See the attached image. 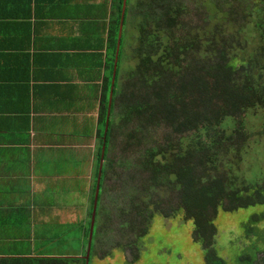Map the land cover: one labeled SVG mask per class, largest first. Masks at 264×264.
I'll use <instances>...</instances> for the list:
<instances>
[{
	"label": "trees",
	"instance_id": "16d2710c",
	"mask_svg": "<svg viewBox=\"0 0 264 264\" xmlns=\"http://www.w3.org/2000/svg\"><path fill=\"white\" fill-rule=\"evenodd\" d=\"M123 1L114 0L111 75ZM131 12L138 30L133 54L140 59L122 76L120 88L118 64L107 132L104 93L99 137L107 145V159L101 187L106 179L108 185L100 193L94 241L105 233L102 248L112 242L139 249L156 213L182 212L195 223L207 264H224L214 247L220 206L238 210L264 203V183L249 182L242 172L252 143L251 116L264 109V0H138L134 6L128 0L125 25ZM123 41L124 35L119 63ZM261 119L258 143L264 137ZM92 213L93 204L87 241ZM78 259L0 254V264ZM258 264H264V255Z\"/></svg>",
	"mask_w": 264,
	"mask_h": 264
},
{
	"label": "crops",
	"instance_id": "0c3cea01",
	"mask_svg": "<svg viewBox=\"0 0 264 264\" xmlns=\"http://www.w3.org/2000/svg\"><path fill=\"white\" fill-rule=\"evenodd\" d=\"M115 4L0 0V254H39L45 239L56 238L48 224L79 217L80 248L71 255L79 257L73 264H86V230L107 159L99 133L105 92L108 110L110 102ZM135 43L124 50L129 57ZM102 175L99 199L108 185L101 187ZM105 236L98 234L95 247ZM23 238L33 251H12L8 243Z\"/></svg>",
	"mask_w": 264,
	"mask_h": 264
},
{
	"label": "rangeland",
	"instance_id": "374dc122",
	"mask_svg": "<svg viewBox=\"0 0 264 264\" xmlns=\"http://www.w3.org/2000/svg\"><path fill=\"white\" fill-rule=\"evenodd\" d=\"M129 1L130 6H134L138 0ZM137 32L138 30L129 23V19L126 20L120 63L118 61L121 74L124 68L128 71L139 63L140 58L133 54L134 50L132 53L130 51L131 57L124 51L127 46L135 43L133 34ZM121 74L118 76V88L123 85ZM112 86L113 82L111 92ZM258 112V115L251 116L250 124H254L253 129L249 130L252 132V143L244 152L245 159L242 162V172L252 183H264V137H260L262 138L260 143L256 142V139L259 138L256 131L262 127L261 117L264 116V109H259ZM74 202L78 205L82 201L76 198ZM215 223L218 232L215 236L214 247L218 255L224 259V264H258L261 261V257L264 255V203L238 210H227L221 205ZM39 228L42 227L39 226ZM46 228L48 235L56 238L54 241L45 239L43 248L39 250L40 253L64 252L68 253L66 256H74L71 254L79 250L80 241L76 238L80 233L78 230L79 217H75L70 224L54 222L48 224ZM115 237L116 235H114ZM31 243L32 241L29 239L23 238L10 241L8 244L12 247V251H16V248L26 247L27 250L23 251L27 252L33 251ZM41 243L43 242H36L37 245ZM96 244L94 241L89 264H207L205 259L207 249L203 240L195 236V223L192 218L184 219L182 212L173 217H165L156 213L150 230L138 241L139 249L133 247L128 250L126 247L114 245L112 242H108L106 247L98 249L95 247ZM103 249H106L105 252ZM136 251L138 257L134 255Z\"/></svg>",
	"mask_w": 264,
	"mask_h": 264
},
{
	"label": "water",
	"instance_id": "95a60500",
	"mask_svg": "<svg viewBox=\"0 0 264 264\" xmlns=\"http://www.w3.org/2000/svg\"><path fill=\"white\" fill-rule=\"evenodd\" d=\"M127 2H128V0L123 1L122 17H121V22H120L116 56H115V65H114L115 68H114L113 79H112L113 86H112V92H111L110 99H109L110 102H109L108 118H107V124H106V132L109 129L110 115H111V110H112V106H113V98H114L113 88H114V83L116 81V76H117L119 54H120V50H121L122 36H123L124 24H125V14H126V10H127ZM104 150H105V145L103 146V153H104ZM103 163H104V160L102 159L101 164H100L98 184H97L96 193H95V201H94V208H93L92 221H91V230H90V235H89L90 239L88 242V250H87V254H86V264H89V257H90L91 248H92L93 234H94V229H95V221H96V215H97L98 204H99L100 180H101V175H102Z\"/></svg>",
	"mask_w": 264,
	"mask_h": 264
}]
</instances>
